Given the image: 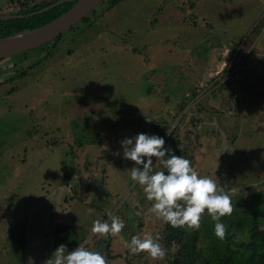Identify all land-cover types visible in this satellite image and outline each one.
I'll return each instance as SVG.
<instances>
[{"label": "rangeland", "instance_id": "rangeland-1", "mask_svg": "<svg viewBox=\"0 0 264 264\" xmlns=\"http://www.w3.org/2000/svg\"><path fill=\"white\" fill-rule=\"evenodd\" d=\"M104 3L23 75L10 78L39 48L0 61V264H44L61 244L110 264H169L174 243L163 261L125 247L164 224L122 158L140 133L216 175L235 205L226 238L247 242L253 215L264 231V0ZM18 4L0 0V15ZM108 213L125 228L93 234ZM214 224L205 212L196 264L224 250Z\"/></svg>", "mask_w": 264, "mask_h": 264}, {"label": "clouds", "instance_id": "clouds-1", "mask_svg": "<svg viewBox=\"0 0 264 264\" xmlns=\"http://www.w3.org/2000/svg\"><path fill=\"white\" fill-rule=\"evenodd\" d=\"M165 139L157 135L140 133L121 142L122 158L134 162L129 169L130 178L142 187L146 199L151 204V212L172 228L198 230L205 212L215 222L214 233L224 240L227 227L221 218L230 216L235 208L231 196L215 179L200 175L190 160L173 153L165 147ZM114 155H121L117 152ZM158 162L161 170L154 168ZM91 211V210H89ZM140 215L139 212L136 213ZM110 222L99 219L93 222L91 232L99 236L119 235L125 228V222L116 215L108 213ZM160 237L147 234L136 235L125 241V247L131 253H146L152 260L163 261L167 249L159 243ZM30 264L33 261L29 259ZM28 262V264H29ZM44 264H110L98 251L90 250L85 244L68 251L65 245H59Z\"/></svg>", "mask_w": 264, "mask_h": 264}, {"label": "trees", "instance_id": "trees-1", "mask_svg": "<svg viewBox=\"0 0 264 264\" xmlns=\"http://www.w3.org/2000/svg\"><path fill=\"white\" fill-rule=\"evenodd\" d=\"M18 1L19 10L12 14L14 16L4 19L1 18L2 15H0V38L20 30L31 29L42 25L43 23L47 22L48 20L54 18L55 16L66 10L72 4L71 0H66L68 2H64L65 5H63V7L54 6L41 12L32 13L35 10H38L43 6L49 4L50 2L42 1L38 2V4L28 6L31 4V1L34 0ZM103 1H105L104 5H106L107 7H111L120 0ZM92 12L93 9L89 12V14ZM89 14L83 17L79 22L88 21ZM75 27L76 24L68 29H71V31H73ZM60 37L61 35L56 37L48 44L38 47L41 54H39L35 61H32L24 69L21 68V70L17 71H14L13 69L14 74L10 78L15 76L16 73L17 76L23 75L22 73L26 68L33 67L34 65H36V63H38L37 61L40 62L42 58L48 56L52 48L59 41ZM46 46L47 49L45 50ZM27 52H23L19 55L25 56ZM13 65L14 63L11 64L10 67H12ZM248 232L249 236L247 242L239 241L234 236H228L226 238V243L222 246L224 247V250H222V254H217L208 259H204L202 260L201 264H264V231L257 229L255 215H253L251 227L248 229ZM159 237V241L161 242L162 246L168 247L171 243H174L176 246L174 253L170 256V258H167V262L169 264H196L198 259L196 250H202L198 247L197 230L188 228H172L170 225L164 223L163 227L161 228Z\"/></svg>", "mask_w": 264, "mask_h": 264}, {"label": "water", "instance_id": "water-1", "mask_svg": "<svg viewBox=\"0 0 264 264\" xmlns=\"http://www.w3.org/2000/svg\"><path fill=\"white\" fill-rule=\"evenodd\" d=\"M101 1L103 0H72L70 7L42 25L1 37L0 60L48 44L89 14ZM47 8L49 6L35 12H41ZM7 17L11 16H1L4 19Z\"/></svg>", "mask_w": 264, "mask_h": 264}, {"label": "flooded vegetation", "instance_id": "flooded-vegetation-1", "mask_svg": "<svg viewBox=\"0 0 264 264\" xmlns=\"http://www.w3.org/2000/svg\"><path fill=\"white\" fill-rule=\"evenodd\" d=\"M42 1H46V2H50L49 4H47V5H45V6H43L42 8H40V9H43L44 7H48L49 6V8H51V7H54V6H59V5H65V3L64 2H68V1H66V0H55V1H50V0H34V1H31V4L30 5H28V6H31V5H34V4H38V2H42ZM72 1V0H71ZM55 2H58V3H55ZM49 8H47V9H49ZM40 9H38V10H40ZM19 10V4L17 5V8H16V10L15 11H13V14H14V12H16V11H18ZM35 11H37V10H35ZM34 11V12H35ZM6 16H14V15H6Z\"/></svg>", "mask_w": 264, "mask_h": 264}]
</instances>
